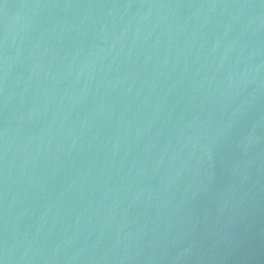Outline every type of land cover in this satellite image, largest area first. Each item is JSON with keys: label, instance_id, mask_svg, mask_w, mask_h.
I'll list each match as a JSON object with an SVG mask.
<instances>
[{"label": "water", "instance_id": "95a60500", "mask_svg": "<svg viewBox=\"0 0 264 264\" xmlns=\"http://www.w3.org/2000/svg\"><path fill=\"white\" fill-rule=\"evenodd\" d=\"M264 188V0H0V264H194Z\"/></svg>", "mask_w": 264, "mask_h": 264}]
</instances>
